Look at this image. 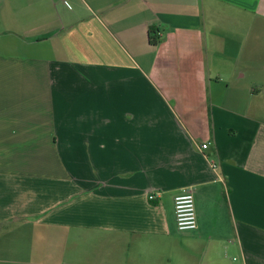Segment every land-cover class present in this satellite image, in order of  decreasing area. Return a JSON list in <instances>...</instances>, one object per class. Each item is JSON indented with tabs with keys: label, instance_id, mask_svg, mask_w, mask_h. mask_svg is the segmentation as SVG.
<instances>
[{
	"label": "crops",
	"instance_id": "obj_1",
	"mask_svg": "<svg viewBox=\"0 0 264 264\" xmlns=\"http://www.w3.org/2000/svg\"><path fill=\"white\" fill-rule=\"evenodd\" d=\"M0 264H264V0H0Z\"/></svg>",
	"mask_w": 264,
	"mask_h": 264
},
{
	"label": "built area",
	"instance_id": "obj_2",
	"mask_svg": "<svg viewBox=\"0 0 264 264\" xmlns=\"http://www.w3.org/2000/svg\"><path fill=\"white\" fill-rule=\"evenodd\" d=\"M207 144H203L200 149L206 150ZM214 169L215 167L212 166ZM149 200H154L150 195ZM173 212L175 227L179 233H190L197 229L194 197L189 189H183L173 197Z\"/></svg>",
	"mask_w": 264,
	"mask_h": 264
},
{
	"label": "trees",
	"instance_id": "obj_3",
	"mask_svg": "<svg viewBox=\"0 0 264 264\" xmlns=\"http://www.w3.org/2000/svg\"><path fill=\"white\" fill-rule=\"evenodd\" d=\"M148 42H149L150 45L155 46L158 43V39H156L154 37H149Z\"/></svg>",
	"mask_w": 264,
	"mask_h": 264
}]
</instances>
